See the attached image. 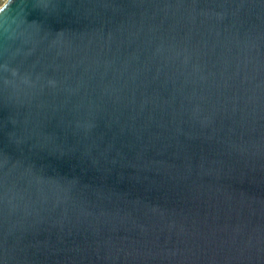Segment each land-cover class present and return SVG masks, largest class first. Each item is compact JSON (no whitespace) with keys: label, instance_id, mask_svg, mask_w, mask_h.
Returning <instances> with one entry per match:
<instances>
[{"label":"water","instance_id":"95a60500","mask_svg":"<svg viewBox=\"0 0 264 264\" xmlns=\"http://www.w3.org/2000/svg\"><path fill=\"white\" fill-rule=\"evenodd\" d=\"M0 264H264V0L1 5Z\"/></svg>","mask_w":264,"mask_h":264},{"label":"rangeland","instance_id":"374dc122","mask_svg":"<svg viewBox=\"0 0 264 264\" xmlns=\"http://www.w3.org/2000/svg\"><path fill=\"white\" fill-rule=\"evenodd\" d=\"M7 0H0V6L3 5Z\"/></svg>","mask_w":264,"mask_h":264}]
</instances>
